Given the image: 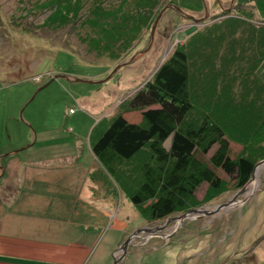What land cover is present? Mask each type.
<instances>
[{
	"label": "rangeland",
	"instance_id": "obj_1",
	"mask_svg": "<svg viewBox=\"0 0 264 264\" xmlns=\"http://www.w3.org/2000/svg\"><path fill=\"white\" fill-rule=\"evenodd\" d=\"M49 1L0 0V236L8 238L0 239V244L31 257L0 260L66 264L60 262L80 253L85 256L81 264H113V254L121 255L116 249L133 235L119 264H264V167L257 185L250 183L245 190L236 187L222 169L214 168L226 182V190L214 195L208 183L197 189L192 209H202L200 217L182 223L170 220L182 214L178 213L148 222L92 152L117 114L123 112L130 122L141 121V111L125 109L126 100L193 34L238 16L241 6L254 12L253 22L260 23L264 0H205L207 15L203 0H160L156 17L174 5L206 19L194 22L167 8L150 50L107 81L116 66L149 46L153 24L113 60L91 48L89 40L96 33L84 20L92 0H83L82 18L60 27L46 23L53 12L47 8ZM131 1L125 7L132 8ZM121 2L106 0L104 5ZM197 63L202 65L201 58ZM193 69L192 76L200 75L203 82L194 96L198 116L209 105L211 115L224 125H235L236 131L252 124L243 80L228 75L214 83L207 79L209 68ZM258 72L264 79V62ZM55 76L59 77L41 89ZM227 110L230 116H224ZM232 135L231 157L235 158L244 145L236 133ZM216 149L200 158L209 162ZM14 165L16 178L12 179ZM14 199L21 203L19 208L12 207ZM229 200L236 205L206 215ZM33 257H55L58 263Z\"/></svg>",
	"mask_w": 264,
	"mask_h": 264
},
{
	"label": "trees",
	"instance_id": "obj_2",
	"mask_svg": "<svg viewBox=\"0 0 264 264\" xmlns=\"http://www.w3.org/2000/svg\"><path fill=\"white\" fill-rule=\"evenodd\" d=\"M105 1L92 0L84 23L96 33L89 40L91 48L116 60L142 30L154 24L160 0H132V8L125 7L128 0L118 6H105ZM47 6L53 12L46 23L60 27L82 18L85 4L83 0H50ZM239 10L238 16L197 31L175 50L124 104L128 111H141V121L130 122L123 112L117 114L92 148L107 174L149 222L195 207V193L203 183H208L214 195L226 190V182L214 168L222 169L242 188L264 159V101H257L264 99V79L258 72L264 62V20L253 22L257 18L247 6ZM195 66L196 70L209 68L206 76L214 83L228 75L243 80L252 124L236 131L235 125H224L211 115L209 105L200 116L196 114L195 90L203 82L200 75L192 76ZM224 116H230L228 110ZM234 133L244 149L232 158ZM168 140L169 147L165 145ZM214 146L217 149L209 162L203 161L200 155Z\"/></svg>",
	"mask_w": 264,
	"mask_h": 264
},
{
	"label": "water",
	"instance_id": "obj_3",
	"mask_svg": "<svg viewBox=\"0 0 264 264\" xmlns=\"http://www.w3.org/2000/svg\"><path fill=\"white\" fill-rule=\"evenodd\" d=\"M204 1V7H205V14L207 15L208 14V6H207V4H206V1L205 0H203ZM233 6V5H232ZM232 6L231 7H229L228 9H230V8H232ZM169 7H171V8H173V9H175V10H177V11H179L182 15H184L187 19H190V20H192V21H194V22H201L203 19H206L204 16L202 17V18H197V17H195V16H193V15H190V14H188V13H186V12H184L180 7H178V6H174V5H168V6H166L161 12H160V14L157 16V18H156V20H155V22H154V24H153V26H152V29H151V41H150V43H149V46L145 49V50H143V51H140V52H138L137 54H135L134 56H132L128 61H126V62H124V63H121V64H119L118 66H116L115 67V69L113 70V72L111 73V75L107 78V79H105L104 81H107L111 76H113L121 67H123V66H126V65H128V64H130V63H132L135 59H137L140 55H144V54H146L149 50H150V48H151V46H152V43H153V40H154V34H155V30H156V27H157V25H158V23H159V20H160V18H161V16H162V14H163V12L167 9V8H169ZM223 10H227V9H223ZM161 67V66H160ZM159 67V68H160ZM158 68V69H159ZM157 69V70H158ZM156 70V71H157ZM59 76H55V77H53V78H51V80L46 84V85H44L41 89H43L44 87H46L47 85H49L52 81H54L55 79H57ZM75 81H79V82H86V83H101V82H104V81H98V82H95V81H92V80H85V79H74ZM40 89V90H41ZM39 90V91H40ZM33 99V98H32ZM31 99V100H32ZM21 115H22V113H21ZM23 117V116H22ZM33 145V143L32 144H30V145H28V146H26V147H23L22 149H25V148H28V147H30V146H32ZM22 149H19V150H22ZM18 150V151H19ZM262 167H264V159L263 160H261L260 162H258L256 165H255V167H254V169H253V174H252V177H251V179L248 181V183L246 184V186L243 188V190H245L246 188H247V186L250 184V183H253V184H255V185H257V177H258V174H259V172H260V170H261V168ZM1 170H3V172H4V169H1ZM236 203L237 202H235V201H233V200H229L228 202H226V203H223V204H219V205H217L216 207H215V210H213V211H209L208 213H206V215H213V214H216V213H218L219 211H221L222 209H225V208H230V207H232V206H234V205H236ZM202 212H204L202 209H199V208H196V209H193V210H190V211H187V212H185V213H182L181 215H179V216H176V217H174V218H172L171 220H176L177 222H179V223H182L183 221H185V220H187V219H192V218H195V217H198L199 215L201 216L202 215ZM146 231H148V232H151V229H145ZM134 234V233H133ZM132 240H133V235H131V237L128 239V240H126L124 243H122L121 245H119V247L116 249V251L115 252H118V251H120L121 252V255H119L118 257L117 256H115V254H113V256H114V263L113 264H119L120 263V261L122 260H124V258L126 257V253H127V250H128V248H129V246H130V244H131V242H132ZM114 252V253H115Z\"/></svg>",
	"mask_w": 264,
	"mask_h": 264
},
{
	"label": "crops",
	"instance_id": "obj_4",
	"mask_svg": "<svg viewBox=\"0 0 264 264\" xmlns=\"http://www.w3.org/2000/svg\"><path fill=\"white\" fill-rule=\"evenodd\" d=\"M15 169H16V166L14 165L13 166V176H12V179H15L16 178V173L14 174V172H15ZM17 198V197H16ZM15 198V199H16ZM13 200V205H12V207L13 208H19L20 207V205H21V203L20 202H17L16 200ZM0 232H1V228H0ZM1 234H3V233H1ZM0 239H8V238H5V237H1L0 236ZM12 246V245H11ZM11 246L9 245L7 248L5 247V246H3L2 244H0V257L1 258H8V259H19V258H24V259H27L26 257H28V256H23V255H21V254H17V253H15V252H12V249H11ZM78 256H71L70 255V257H69V259H67L66 261H62V262H60V263H66V264H81L82 263V261L85 259V256H84V258H83V256L82 255H80V253H78L77 254ZM54 256V255H53ZM29 259H31V257H28ZM34 259H37L36 261H39V262H41V261H44V262H49V263H58L57 261V259L54 257V258H52V257H48V258H44V257H40V258H35V257H33ZM84 262V261H83ZM85 263V262H84ZM83 263V264H84ZM0 264H12V263H10L9 261L6 263V261H2V260H0Z\"/></svg>",
	"mask_w": 264,
	"mask_h": 264
},
{
	"label": "flooded vegetation",
	"instance_id": "obj_5",
	"mask_svg": "<svg viewBox=\"0 0 264 264\" xmlns=\"http://www.w3.org/2000/svg\"><path fill=\"white\" fill-rule=\"evenodd\" d=\"M247 183H248V182H247ZM247 183H246V184H247ZM246 184H245L242 188H244V187L246 186ZM190 210H193V209L191 208V209H189L188 211H190ZM184 213H185V212H184ZM199 217H200V216H199ZM170 220H171V218H170ZM148 222H149V221H148ZM146 235H148V233H147ZM146 235H145V236H146Z\"/></svg>",
	"mask_w": 264,
	"mask_h": 264
},
{
	"label": "built area",
	"instance_id": "obj_6",
	"mask_svg": "<svg viewBox=\"0 0 264 264\" xmlns=\"http://www.w3.org/2000/svg\"><path fill=\"white\" fill-rule=\"evenodd\" d=\"M38 79H39V78H38ZM38 79H37V80H38Z\"/></svg>",
	"mask_w": 264,
	"mask_h": 264
}]
</instances>
